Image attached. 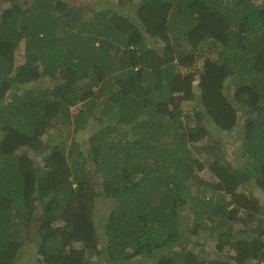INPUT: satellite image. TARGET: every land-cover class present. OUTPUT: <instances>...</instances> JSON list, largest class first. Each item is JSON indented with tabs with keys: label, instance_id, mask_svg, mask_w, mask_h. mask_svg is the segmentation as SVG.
Masks as SVG:
<instances>
[{
	"label": "trees",
	"instance_id": "16d2710c",
	"mask_svg": "<svg viewBox=\"0 0 264 264\" xmlns=\"http://www.w3.org/2000/svg\"><path fill=\"white\" fill-rule=\"evenodd\" d=\"M5 1L0 264L33 241L45 264H264V205L247 192L264 191V0ZM55 120L99 127L84 152L46 140ZM236 128L241 163L221 136ZM99 188L114 205L103 248ZM202 228L222 257L190 248Z\"/></svg>",
	"mask_w": 264,
	"mask_h": 264
},
{
	"label": "rangeland",
	"instance_id": "374dc122",
	"mask_svg": "<svg viewBox=\"0 0 264 264\" xmlns=\"http://www.w3.org/2000/svg\"><path fill=\"white\" fill-rule=\"evenodd\" d=\"M67 2H73L75 4H78L79 2H75L73 0H65ZM139 1V0H136ZM257 2L261 1V0H256ZM15 2L21 3L23 2V0H16ZM86 3L88 4H92L95 5L99 8L105 7L106 4H110L112 7H114L115 9H119V7H121L120 5H118L116 2H114V0H85ZM131 4V3H130ZM126 5H129L128 2H126ZM10 6L9 1H5L3 0L0 4V13L2 12V10L7 7ZM109 6V5H108ZM1 15V14H0ZM157 44H161L160 42H157ZM20 59H23L24 56V45L20 50ZM228 83H226L227 85ZM32 85L36 88L38 87H49L51 85V81L50 79L47 80H42L40 83H32ZM17 86V88H14V90L16 91H20V92H24V89H21L22 87H18L19 85L16 84L15 87ZM198 93V91H197ZM232 94V92H231ZM184 106H186L184 104ZM189 106H186V108ZM79 109V107H73V112L77 111ZM239 114L240 117H242V110L239 109ZM54 128H49L48 131L45 134V138L46 140H52V143L57 144L59 143L61 140L64 141V137H67V135H69V138L66 141V144L68 145H72V143H79L80 150L84 151L88 148V139L89 136L95 131L96 127H99V125H97L96 123L92 122V124L90 125V128L87 127H83L82 129H79L77 132L75 133H70L68 134V130L65 129H60L57 130V122L56 120L54 121ZM238 134V129H234L230 132H224V134L222 133L221 136L223 141H224V146L227 150V160H231L234 162H239L241 163L243 161V157L241 156L242 150H243V140H241V138L237 137ZM217 137V135L215 136ZM61 138V139H60ZM204 142V141H203ZM232 152V153H231ZM195 156H197L195 154ZM41 157L38 158V161H41L40 159ZM204 159V155L203 157L201 156V160ZM200 175H202L204 178L212 181V182H217V178L212 175L208 169L203 170L200 172ZM249 187V188H248ZM247 187V192H251L254 196H256L257 198L260 199L261 203L264 205V191H261L259 188H257L255 185L251 184L250 186ZM102 190L101 188H99V191L97 193V198H96V206L94 208V219L96 222V226H97V231L100 235V243H99V247L103 248V246H105V242L107 241L105 236L103 235L104 232V222H106V219L108 218L109 214L112 211L113 208V202L110 200L105 199L104 195H102V192L100 191ZM193 196V195H192ZM195 198V197H194ZM180 211L182 213H185L186 216H190L189 214V208H187L186 206H182L180 208ZM243 216V214H241ZM192 217V216H191ZM207 223L209 224H214V222L211 221H207ZM239 224L237 223V226ZM219 230H214L211 228H202L199 235L198 236H194L191 237L189 239L190 241V248L192 247L195 248L196 251H198L200 254H202V252H204V254L206 255V257L208 258H215V257H222L223 254H218L217 249H216V242H217V234H218ZM189 245V244H188ZM36 247H37V242L33 241V242H26L21 250V252L19 253V256L17 258V262L16 264H45L42 263L41 258L38 256V254L36 253ZM179 248L178 246H176V249ZM160 257V254H158L156 257L152 258L150 260V263L154 264L157 259ZM40 258V261L38 260ZM137 258H134L131 262L134 263L136 262ZM259 258L258 257H254L249 264H258ZM138 263V261L136 262V264ZM91 264H106V255H99L96 257H93L92 259V263ZM111 264V263H109Z\"/></svg>",
	"mask_w": 264,
	"mask_h": 264
}]
</instances>
